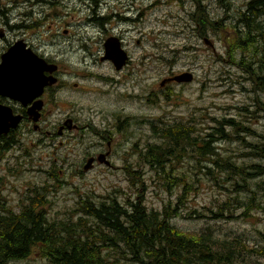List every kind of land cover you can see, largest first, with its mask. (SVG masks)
<instances>
[{"label": "trees", "instance_id": "16d2710c", "mask_svg": "<svg viewBox=\"0 0 264 264\" xmlns=\"http://www.w3.org/2000/svg\"><path fill=\"white\" fill-rule=\"evenodd\" d=\"M217 1L225 12L220 19L211 16L204 0H194L191 19L198 27L196 34L205 41L211 30L224 42L226 63L241 71L252 84L256 111L264 118V101L260 98L264 93V0H244L235 16L230 14L232 0ZM237 109L242 112V108ZM212 120L215 124L208 128L211 133H201L204 129H199L192 118L169 124L147 122L157 142L147 143L144 151L137 150L139 159L130 161L126 174L130 188L141 189L137 199L132 200L122 190H114L99 200L81 196L66 219L50 218L48 184L30 187L26 199L19 204L20 211L15 212L3 193L5 178H0V264H23L33 255L44 260V264H240L243 258L255 253L264 258V249L249 248L243 237L221 238L210 226L197 232L184 231L172 224L180 216L178 209L184 206L186 191H197L187 180V174H173L174 164L184 160L194 159L191 169L195 176L204 173L217 182H233L234 193L246 191L248 202L240 203L238 197L222 202L214 219L224 217L223 212L232 214L234 204H244L247 209L253 204L255 210L262 209L253 203L256 193L249 181L264 177V167L233 163L221 155L219 147L223 142L240 140L247 149L253 148L251 156L264 159V135L249 130L235 118ZM246 137H258L261 141L249 143ZM143 165L160 171L169 194L173 187L183 186L179 205L172 208L171 204H164L161 210L146 207ZM46 174L54 182L65 183L60 181L57 169ZM219 175L227 177L219 179ZM258 187L264 190L259 184ZM122 194L127 196L124 202L119 200ZM206 218L209 217L198 211L188 216V219Z\"/></svg>", "mask_w": 264, "mask_h": 264}, {"label": "rangeland", "instance_id": "374dc122", "mask_svg": "<svg viewBox=\"0 0 264 264\" xmlns=\"http://www.w3.org/2000/svg\"><path fill=\"white\" fill-rule=\"evenodd\" d=\"M204 1L213 18H223L225 12L217 0ZM167 2V0H147V24L142 28L144 37L142 39L136 38V31L128 36L127 42L130 53L133 57L143 56L145 52L147 53V60L144 64L141 63L140 69L147 72L148 91H155L162 80L172 71L179 73L191 70L195 79L193 83L185 87H174L172 92L175 93V97L171 99L172 102L166 97L161 102L162 107H148L146 109L147 117L164 116L163 118L169 122H186L192 118L199 129H204V131L200 130L201 133H211L208 128L215 124L212 118H235L236 121L247 126L249 130L255 131L258 135H264V118H260L256 111L252 84L244 79L241 71L229 67L226 63L224 42L215 36L214 31L210 30L208 37L210 44H206L196 34L198 27L193 20L188 18L187 12L172 1H169L168 4ZM185 2L186 10L193 13L194 4L191 2L187 5V0ZM242 2L244 0H232L231 15H236L242 6ZM12 13V0H0V29L6 32V38L9 41L24 39L28 42L29 39H32L28 30L25 29L20 32L8 30V25L12 26L19 21ZM23 25L27 26L28 23L24 21ZM227 27L225 30L228 31ZM77 32V37L83 39L84 42L92 41L87 39V33L84 32L83 28L75 31V33ZM38 40L39 30H36L35 42ZM5 44L3 41L0 45V52ZM47 50L51 55H56L57 50L55 47H51L50 43H47ZM47 50H43L42 53L47 52ZM43 66L44 64H41V67ZM39 75L40 71L36 77L37 81L40 78ZM83 87L90 91L82 92L80 90L74 93V102L77 103L79 111L81 109L84 111L80 117L92 116L89 114L93 111L90 108L105 109L109 113L94 116V122L99 126L111 124L113 117H111L110 112L116 108L114 98L104 94V91L102 93L100 90L103 87L92 81H84ZM260 98L264 101V93L260 94ZM237 108H242V112H239ZM54 116L58 117L57 114ZM15 119H17L16 116ZM128 135L131 136L129 141L120 148L115 147L114 149H118L121 153L126 151L133 156L136 155L130 159L132 162L138 161L137 150L144 151L147 143L155 144L157 142L148 125L135 128L132 123ZM239 135L244 136V134ZM118 138L121 139V136ZM245 141L255 144L261 140L258 137H246ZM61 142L62 139L58 138L56 146L48 147L45 150L39 149L32 159H25L24 156L23 159H16L21 156V153L19 151L11 153L10 162L7 164L8 166H5V169L13 165L17 172L12 174L10 178H5L6 184L3 186V193L7 196L9 205L15 212L20 211L19 204L29 194V187L35 185L43 187L48 184L51 188L46 198L50 205L49 216L51 219H66L69 215L71 216V211L81 196L84 198L92 196L99 200V197L111 194L114 190H122L127 196H131L132 200L137 199L141 189H131L130 183L123 173H112L102 164L93 166L83 176L75 174V171L83 164L84 153L78 151L81 149L80 146L66 145L65 141L64 145L61 146ZM135 143H138V148L133 150ZM219 148L221 155L230 158L233 163L248 166L256 164L264 167V159L251 156L253 148L247 149L240 140L223 142ZM192 160L194 159L174 164L173 174H187V180L197 191H186L187 199L183 200L184 206L181 205L178 209L180 216L174 218L172 224L184 231L197 232L210 226L221 238L243 237L242 239L248 240L249 248L260 249L262 247L264 249V190L258 187V184L260 187H264V177H260L252 183L249 181V185L253 187L256 193L253 203L261 205L262 209L255 210L253 204H251L250 209H247L244 204L241 206L234 204L232 214L223 212L224 217L214 219V214L220 211L217 208L218 204L235 197H238L240 203L248 202L246 191L234 193L236 188L233 186V182H217L204 173L195 176L191 169L195 163ZM113 161L116 166L122 168L124 163L121 157H114ZM205 161L206 159L203 164ZM53 165L57 168L60 181L65 183L54 182L53 177L45 173L51 172L49 170ZM142 168L146 182L144 191L146 207L150 210H161L164 204H171L172 208L179 205L178 199L182 194L183 186L173 187L172 193L169 194L159 176L160 171L156 172L148 165H143ZM171 168V166L167 167L168 170ZM217 177L225 179L227 176L219 175ZM55 191L59 192L54 193ZM127 196L122 194L119 200L124 202ZM193 211L202 212L209 218L203 220L188 219L189 214ZM228 217L229 219H226ZM255 254L252 257L246 256L240 264H264V258ZM29 263L44 264V260L33 255L23 264Z\"/></svg>", "mask_w": 264, "mask_h": 264}, {"label": "flooded vegetation", "instance_id": "af4514ba", "mask_svg": "<svg viewBox=\"0 0 264 264\" xmlns=\"http://www.w3.org/2000/svg\"><path fill=\"white\" fill-rule=\"evenodd\" d=\"M167 1V4L169 1L178 4L192 20L193 13L186 10L185 0ZM191 2L194 4V0H187V5ZM12 9V14L19 21L8 29L18 32L26 29L33 40L9 41L6 32L0 29V45L3 41L6 43L0 52V60L9 47L22 40L32 53L42 59L44 66L39 69L38 79L42 88L37 89L34 85L27 98L15 100L0 95V105L10 108L14 117L21 118L17 128H10L7 133L0 132V178H10L17 172L13 165L5 169L12 152L21 153L16 159H23V156L32 159L39 149L56 146L58 138L62 139L61 146L65 141L66 145L80 146L78 151L84 153L83 164L75 174L83 176L93 166L102 164L112 173H123L126 177L130 171V159L136 155L126 151L121 153L114 148H120L129 141L131 136L128 131L132 123L135 128L149 122L174 123L164 119V116L147 117L146 109L162 107L164 93L172 102L174 87H185L187 84L170 82V79L191 72L172 71L155 91H148L147 72L140 69L141 63L147 60V53L133 57L127 42L134 31L136 38L144 37L142 28L147 24V0H12ZM24 21L27 26L23 25ZM80 28L92 41L84 42L77 37L78 32L75 31ZM36 30H39V40L35 42ZM47 43L56 48V55L49 53ZM43 50L47 52L42 53ZM84 81L99 84L103 87L100 90L102 93L104 91V94L114 98L116 108L110 112L113 117L111 124L99 126L94 122V116L109 113L105 109L90 108L92 116L80 117L84 111H79L74 93L90 91L84 89ZM56 114L58 117L54 116ZM136 146L138 143H135ZM114 157L122 158V168L114 164ZM90 160L92 164L86 170Z\"/></svg>", "mask_w": 264, "mask_h": 264}, {"label": "water", "instance_id": "95a60500", "mask_svg": "<svg viewBox=\"0 0 264 264\" xmlns=\"http://www.w3.org/2000/svg\"><path fill=\"white\" fill-rule=\"evenodd\" d=\"M41 64H44L43 61L30 50H27L23 41L16 43L2 56V63L0 64V92L12 98H27L33 91V86L30 83L34 80V76H32L33 72L30 69H40ZM173 80L178 83H190L193 81V75L186 73L175 77ZM40 88H42V85ZM40 92L41 90L38 95ZM18 122L19 118L14 119L9 109L0 106L1 131L6 133L10 125L14 124L13 127H15ZM91 164L92 161L90 160L85 169L88 170Z\"/></svg>", "mask_w": 264, "mask_h": 264}]
</instances>
